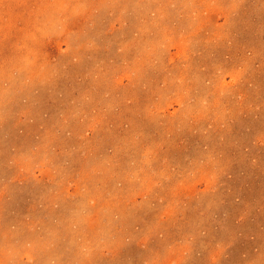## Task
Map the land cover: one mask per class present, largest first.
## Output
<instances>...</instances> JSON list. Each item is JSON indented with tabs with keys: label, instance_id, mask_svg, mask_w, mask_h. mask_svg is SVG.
Returning a JSON list of instances; mask_svg holds the SVG:
<instances>
[{
	"label": "rangeland",
	"instance_id": "374dc122",
	"mask_svg": "<svg viewBox=\"0 0 264 264\" xmlns=\"http://www.w3.org/2000/svg\"><path fill=\"white\" fill-rule=\"evenodd\" d=\"M0 264H264V0H0Z\"/></svg>",
	"mask_w": 264,
	"mask_h": 264
}]
</instances>
